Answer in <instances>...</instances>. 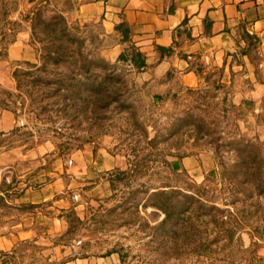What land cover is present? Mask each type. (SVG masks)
<instances>
[{"label": "rangeland", "instance_id": "374dc122", "mask_svg": "<svg viewBox=\"0 0 264 264\" xmlns=\"http://www.w3.org/2000/svg\"><path fill=\"white\" fill-rule=\"evenodd\" d=\"M28 1L0 0V30L8 34L9 41L40 5L45 20L62 15L52 0ZM18 10L21 22L14 18ZM4 12L11 15V21L3 16ZM68 26L72 40L70 74L78 70L76 65L80 66L82 57L105 60L112 42L99 22L70 19ZM9 29L16 31L11 33ZM31 42L30 38L29 59L0 68V100L5 98L3 91L12 92L15 96L10 100L17 103L11 107L19 110V126L10 137L9 147L24 152L35 149L45 166L52 164L55 155L70 154V214L74 212L82 222L71 218L69 235H65L68 221L62 236L49 238L69 253L25 242L10 256L13 258L8 259L9 264H60L112 255L117 264H222V255H200L194 242L180 241L176 251L171 241L165 243L162 231H156L165 216L147 200L154 192L165 191L185 202L181 194L186 193L205 204L227 208L224 199L231 188L221 175L233 170L238 162L236 147L229 144L241 140L259 145L264 183V106L242 98L237 90L222 84L216 74L205 76L206 85L190 89L170 77L146 80L143 72L129 64L110 61L115 65L110 70L114 80L104 83L98 93L76 86V90L70 89L68 101L63 91L54 93L56 87H41L33 95L28 88L20 92L14 71L38 63L39 45ZM61 72L65 73L66 67L58 70ZM106 74L102 72L93 83L103 82ZM78 82L90 81L82 75L70 79V85ZM154 138L158 145L151 147L149 142ZM199 154L211 157L217 170L186 172L172 166H176V159ZM112 162L118 167L105 171ZM118 170L128 172L125 179L117 181L111 175ZM249 172L253 174V166H249ZM111 179L115 180L114 187ZM255 186L250 181L241 203L231 209L244 208L251 213L249 223L256 228L247 227L242 233L243 248L249 251L237 254V264L241 259L242 264H264V196H257ZM192 204L198 206L196 200ZM200 224L197 222V227ZM121 254L126 255L124 260ZM3 260L0 256V264Z\"/></svg>", "mask_w": 264, "mask_h": 264}, {"label": "crops", "instance_id": "0c3cea01", "mask_svg": "<svg viewBox=\"0 0 264 264\" xmlns=\"http://www.w3.org/2000/svg\"><path fill=\"white\" fill-rule=\"evenodd\" d=\"M52 2L68 23L70 19L100 23L112 42L104 56L107 61L117 62L133 47L145 58L146 70L142 74L146 80H160L170 74L174 82L197 89L205 84V76L216 74L222 84L237 90L242 98L248 97L256 105L264 106V0ZM20 11L15 21H20ZM30 38L27 19L8 42L6 56L0 57V68L29 59ZM18 126L16 115L0 106V254L12 255L25 242L46 245L52 252L65 249L69 253L65 246H55L49 238L62 236L68 229L70 154L55 155L52 164L45 166V160L40 161L35 149L24 152L9 147L10 137ZM112 163L105 171L118 167ZM172 166L186 172L217 170L207 154L176 159V166L174 163ZM66 264H117V261L112 255L69 260Z\"/></svg>", "mask_w": 264, "mask_h": 264}, {"label": "trees", "instance_id": "16d2710c", "mask_svg": "<svg viewBox=\"0 0 264 264\" xmlns=\"http://www.w3.org/2000/svg\"><path fill=\"white\" fill-rule=\"evenodd\" d=\"M43 3V2H42ZM46 3V2H45ZM41 7V5H40ZM36 8L32 17L27 19L31 20V40L32 44L39 48L37 49L38 63L26 64L25 70L16 69L13 73V78L17 83V90L22 91L25 88L30 89L31 95L35 90L46 87H56L54 93L59 94L63 91L64 100L70 101V89L76 90V86H85L91 92L98 93L104 87V83L112 82L114 80L115 65H112L107 60H91L89 58H81V64L77 69L72 70L70 74V28L65 17L61 14L55 15L50 20H45L41 8ZM9 13L4 12L3 16L8 17ZM13 26L16 24H12ZM10 32L16 30L9 29ZM2 35V51L1 56H6V49L8 48V34L1 32ZM11 36V35H10ZM44 37V38H43ZM129 64L137 71L144 72L146 70L145 58L135 48L131 47L122 54L117 63ZM66 72L58 73L60 68H65ZM75 71L77 73L75 74ZM102 72H107L103 78V82L98 84L93 83L95 79L99 78ZM201 72L200 69L197 70ZM79 75L84 76L85 80L90 81L78 82L70 85V79L76 80ZM170 77L168 74L167 78ZM78 89V90H79ZM86 89V90H87ZM77 93V92H76ZM5 98L0 100V106L4 109L12 111L16 117H19L18 108H12L11 105H15L17 102H12L15 95L12 92L3 91ZM52 96V95H51ZM51 96H47L46 99H50ZM19 96H17V100ZM117 99V98H116ZM47 110V106H46ZM16 130V129H15ZM14 130V131H15ZM165 140V139H164ZM236 152H238V162L232 167L233 170L222 172L223 181L231 188L228 198L224 199V206L227 208L222 209L215 204L208 205L196 196L183 193L181 194L185 202L175 198L174 194L167 193L165 191L154 192L148 197L150 205L164 214V219L156 227V231L161 230L165 243L171 241L174 246V250H178V242H194L197 244L196 252L200 251V255H207V253H215L222 255L220 259L222 264H237V254L240 252H248L243 248L242 233L246 228L256 230L253 224L249 223V213L244 208H239L236 211L231 210L237 204L241 203L242 195L246 193L245 186L253 181L255 183V189L257 196H264V183L262 181V152L258 144H250L244 140L240 142H234ZM248 144V145H247ZM151 147L158 145L157 138H154L149 142ZM249 166H253V174L249 172ZM127 171L118 170L111 174L115 180L120 181L125 179ZM111 179L112 187H114V181ZM200 190V187L198 188ZM137 194V193H132ZM241 195V196H240ZM197 201L198 206L193 207L192 201ZM259 206V203L257 204ZM192 208V209H191ZM69 221V229L65 235L71 233V218L75 222L81 223L82 220L75 216L74 212L67 215ZM201 223L197 227V222ZM184 222L183 225L180 223ZM188 226H185V225ZM211 225V229L209 228ZM184 226V229L181 227ZM189 227V229H187ZM251 235V234H250ZM261 239V238H260ZM260 239H258L260 241ZM256 242H254V245ZM14 253V252H13ZM12 253V254H13ZM4 258L1 264H9L10 254H0ZM121 259L126 258L125 254L120 255ZM243 259L238 264H242ZM56 264V263H54ZM60 264H66L62 262Z\"/></svg>", "mask_w": 264, "mask_h": 264}]
</instances>
